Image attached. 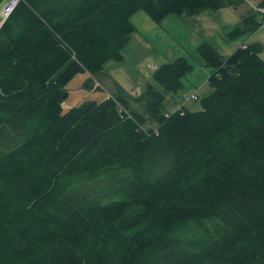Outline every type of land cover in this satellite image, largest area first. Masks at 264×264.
<instances>
[{
	"label": "trees",
	"instance_id": "16d2710c",
	"mask_svg": "<svg viewBox=\"0 0 264 264\" xmlns=\"http://www.w3.org/2000/svg\"><path fill=\"white\" fill-rule=\"evenodd\" d=\"M226 4L20 0L0 27V264H264L260 43L226 59L199 46L215 69L202 110L183 105L186 57L139 97L62 110L76 75L124 60L137 12L161 23ZM167 94L184 101L174 112Z\"/></svg>",
	"mask_w": 264,
	"mask_h": 264
},
{
	"label": "crops",
	"instance_id": "0c3cea01",
	"mask_svg": "<svg viewBox=\"0 0 264 264\" xmlns=\"http://www.w3.org/2000/svg\"><path fill=\"white\" fill-rule=\"evenodd\" d=\"M9 1L10 0H0V27L5 21L3 20L2 10ZM258 3L259 1L257 0H227L226 7H222L218 10L212 11V9H206L195 15H188L187 13L183 15L169 14L161 23H157L153 20L157 26H163L164 22H167L166 25H168L171 30L167 31L162 28L165 33L154 29V32L150 34H143L135 23V18L140 15V12H137L132 17L137 31L125 51V57L122 62L125 61L126 54H134L136 51L141 53L143 50H145V54L139 53L140 57L137 59L136 63H131L132 65H122L125 63L120 62L122 63L120 66L107 70L109 62L106 65V69L96 76H92L86 72L87 75L90 76V85L93 88L106 91L101 101L105 100L110 95L129 94L132 97L141 96L146 91L149 82L150 84H154L153 76L159 66L175 60L167 61L166 57L162 55V51L156 48L158 45L163 46L162 41L168 40V42H170L171 39H176V43L181 47L183 44L194 45L197 52L199 46L207 42L214 46L225 59L239 46L260 43L262 46L261 55L264 57V27L254 33L251 31L241 34H231V31L236 27L246 29L244 22L254 15L258 16ZM150 29L153 28L151 27ZM136 35H138V37H136ZM135 37L139 40L140 45L145 48H140L139 50L138 45L131 47ZM197 38L198 40H196ZM218 45L221 48H219ZM170 49L173 50L174 48L170 47ZM187 59L190 60L189 58ZM204 62L206 63L205 60ZM206 65L208 64L206 63ZM194 69L195 66L193 71ZM178 99L181 100L180 97H175L171 94L166 95L165 105L169 112H174L180 108L181 102ZM145 127L157 129L158 125L153 120H149L146 122Z\"/></svg>",
	"mask_w": 264,
	"mask_h": 264
},
{
	"label": "rangeland",
	"instance_id": "374dc122",
	"mask_svg": "<svg viewBox=\"0 0 264 264\" xmlns=\"http://www.w3.org/2000/svg\"><path fill=\"white\" fill-rule=\"evenodd\" d=\"M140 15L135 18V23L138 26V29H140V31L143 34H150L154 32V29L163 33L165 32L162 30V28L166 29L167 31L171 30L169 29L168 25H166L167 22H164L163 26H157L156 23L150 18V16H148V14H146L145 11H140ZM151 27L153 29H150ZM136 37H138V35H136ZM136 37L133 40L131 47L138 45L139 50L140 48L141 49L145 48L140 45L139 40ZM175 40L176 39H171L170 42H168V40L162 41L163 46L158 45V47L156 48H158L159 51H162L161 53L166 57L167 61L174 60L183 56L189 58L192 61L193 65L195 66V69L193 72L187 74V76L184 78V83L186 86L187 94L190 95L196 92V94L200 96V99L187 100L186 103L183 105H185L186 108H188L191 111L202 110V99L210 95L211 92L213 91V88L209 84V78L213 73H215V69L213 67L206 65L201 55L195 50L194 45L183 44L181 47L176 43ZM196 40H198V38ZM225 41H229V40H225ZM170 47H173L174 49L171 50ZM219 48L221 47L219 46ZM139 53L140 52L136 51L134 54H130V55L126 54V59L124 62H122L125 64H122L120 62H110L107 65V70L109 68L114 69L115 67L120 66V64L132 65L131 63H136L137 59L140 57V54H145V50L141 51L140 54ZM67 89L69 91V96L65 99L63 103L62 110L64 112H67L72 107L80 105L82 102L85 101H93V100L101 101L106 94V91L104 90L91 87L90 76H88L86 72H81L78 75H76L74 79L67 85ZM180 102L184 103L183 99H181Z\"/></svg>",
	"mask_w": 264,
	"mask_h": 264
},
{
	"label": "built area",
	"instance_id": "2783aa9c",
	"mask_svg": "<svg viewBox=\"0 0 264 264\" xmlns=\"http://www.w3.org/2000/svg\"><path fill=\"white\" fill-rule=\"evenodd\" d=\"M20 2V0H10L3 8L2 10V16H3V20H6L11 13L14 11V8H16V5ZM258 12L262 15V20H261V27L259 28V30L261 28L264 27V6H258ZM258 30V31H259ZM264 35V34H263ZM198 95L196 93H192L190 95H185L183 98L185 99V101L187 100H192V99H197Z\"/></svg>",
	"mask_w": 264,
	"mask_h": 264
}]
</instances>
